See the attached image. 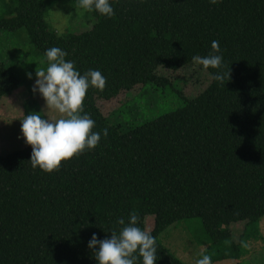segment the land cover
Masks as SVG:
<instances>
[{
  "label": "trees",
  "instance_id": "trees-1",
  "mask_svg": "<svg viewBox=\"0 0 264 264\" xmlns=\"http://www.w3.org/2000/svg\"><path fill=\"white\" fill-rule=\"evenodd\" d=\"M110 2L111 18L92 12L90 29L62 36L48 23L43 0H8V16L0 18V31L25 29L43 56L59 47L81 74L98 69L107 78L103 91L87 90L84 110L96 122L92 131L109 129L94 149L52 172L32 167L28 144L0 154V264H97L91 235L118 232L117 219L127 222L130 213L145 231L153 215L156 264H187L159 235L188 218L201 219L206 254L212 246L218 251L212 262L237 259L264 215V0ZM214 40L220 71H229L225 83L211 79L217 69L192 59L209 55ZM179 78L195 87L181 89L183 106L127 131L97 104L138 84ZM21 87L0 60V96Z\"/></svg>",
  "mask_w": 264,
  "mask_h": 264
},
{
  "label": "rangeland",
  "instance_id": "rangeland-1",
  "mask_svg": "<svg viewBox=\"0 0 264 264\" xmlns=\"http://www.w3.org/2000/svg\"><path fill=\"white\" fill-rule=\"evenodd\" d=\"M43 1L49 8L46 19L55 31V25L58 23L64 25V32L77 33L90 29L95 22L92 12L81 9L78 0ZM8 8V0H0V18L8 16ZM0 60L12 68L22 83V87L16 90L17 93L21 91L20 93L15 94L16 92L12 91L0 96V154H6L23 148L26 144L21 133V123L25 115L36 112L45 118L58 119L61 114L46 107L42 96L32 91L33 78H37L36 71L46 70L47 63L43 54L31 43L25 29L0 31ZM29 73L31 79L28 77ZM183 84L184 80L180 78L165 86L152 82L138 84L110 100L98 99L97 104L110 124L118 125L121 131H127L181 108V89L185 87L183 90L187 94L195 89L192 84ZM153 225V215L146 216V231H151ZM241 228V224L233 226L235 240ZM159 239L176 257L187 264H195L200 253L210 245L200 218L182 219L172 224L159 235ZM217 252L212 246L207 254ZM212 264H264V215L252 225L237 259H220Z\"/></svg>",
  "mask_w": 264,
  "mask_h": 264
},
{
  "label": "clouds",
  "instance_id": "clouds-1",
  "mask_svg": "<svg viewBox=\"0 0 264 264\" xmlns=\"http://www.w3.org/2000/svg\"><path fill=\"white\" fill-rule=\"evenodd\" d=\"M221 0H209L210 4H218ZM78 5L86 12H98L101 16L111 18L115 13L110 0H78ZM56 33L62 36L64 25H55ZM212 52L207 56H194L193 61L202 65L210 73L214 81L225 83L229 71H220L223 56L219 41H212ZM68 53L59 47L45 50L44 57L47 68L36 71V80L32 91L38 92L45 101L46 107L61 114V118L49 119L34 112L25 115L21 123V133L25 143L32 148L30 161L33 168L39 167L45 172L58 170L62 160H67L86 149H94L101 136L107 137L109 129L101 132L92 131L95 120L84 110V98L87 90L94 87L103 91L106 77L98 69H89L81 74L74 61L66 60ZM44 61H42L43 63ZM31 79V73L28 74ZM227 79V80H228ZM140 217L130 213L127 222L118 218L116 223L122 226L119 231L113 230L109 237L98 239L93 233L88 247L95 252L97 264H156V239L150 231L138 226ZM195 264H212V258L201 252Z\"/></svg>",
  "mask_w": 264,
  "mask_h": 264
},
{
  "label": "crops",
  "instance_id": "crops-1",
  "mask_svg": "<svg viewBox=\"0 0 264 264\" xmlns=\"http://www.w3.org/2000/svg\"><path fill=\"white\" fill-rule=\"evenodd\" d=\"M35 80H36V79H35V78H33V81H35ZM33 81H32V82H33ZM15 92H16V91H15ZM20 92H21V91H19L18 93H20ZM18 93L16 92L15 94H18Z\"/></svg>",
  "mask_w": 264,
  "mask_h": 264
}]
</instances>
